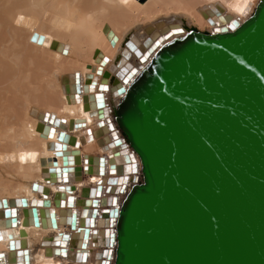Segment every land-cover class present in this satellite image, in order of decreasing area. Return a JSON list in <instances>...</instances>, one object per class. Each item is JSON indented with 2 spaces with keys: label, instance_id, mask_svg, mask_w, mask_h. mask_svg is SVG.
I'll return each mask as SVG.
<instances>
[{
  "label": "bare ground",
  "instance_id": "bare-ground-1",
  "mask_svg": "<svg viewBox=\"0 0 264 264\" xmlns=\"http://www.w3.org/2000/svg\"><path fill=\"white\" fill-rule=\"evenodd\" d=\"M260 1L0 0V264H114L118 219L111 229L103 210L142 177L117 121L128 91L160 49L232 31Z\"/></svg>",
  "mask_w": 264,
  "mask_h": 264
},
{
  "label": "water",
  "instance_id": "water-1",
  "mask_svg": "<svg viewBox=\"0 0 264 264\" xmlns=\"http://www.w3.org/2000/svg\"><path fill=\"white\" fill-rule=\"evenodd\" d=\"M232 24L191 29L160 49L117 112L132 150L124 156L133 173L138 157L142 177L121 209L112 199L103 210L111 229L118 219L114 264H264V0ZM127 181L119 177V191Z\"/></svg>",
  "mask_w": 264,
  "mask_h": 264
},
{
  "label": "snow or ice",
  "instance_id": "snow-or-ice-1",
  "mask_svg": "<svg viewBox=\"0 0 264 264\" xmlns=\"http://www.w3.org/2000/svg\"><path fill=\"white\" fill-rule=\"evenodd\" d=\"M128 81H125V83H127Z\"/></svg>",
  "mask_w": 264,
  "mask_h": 264
}]
</instances>
